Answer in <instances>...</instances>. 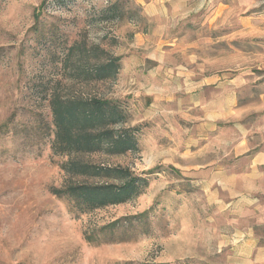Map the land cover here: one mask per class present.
Instances as JSON below:
<instances>
[{
	"label": "rangeland",
	"instance_id": "374dc122",
	"mask_svg": "<svg viewBox=\"0 0 264 264\" xmlns=\"http://www.w3.org/2000/svg\"><path fill=\"white\" fill-rule=\"evenodd\" d=\"M78 42L120 58L117 78L70 76L62 50ZM55 87L121 101L139 149L75 157L146 174L144 193L79 215L52 194L105 180L53 151ZM261 153L264 0H0V264H252ZM118 219L114 237L85 238Z\"/></svg>",
	"mask_w": 264,
	"mask_h": 264
},
{
	"label": "trees",
	"instance_id": "16d2710c",
	"mask_svg": "<svg viewBox=\"0 0 264 264\" xmlns=\"http://www.w3.org/2000/svg\"><path fill=\"white\" fill-rule=\"evenodd\" d=\"M118 12V5L114 4L105 10L103 17H120ZM39 16L40 12L36 18ZM62 51L60 62L65 71L71 70L70 76L77 75L89 82L114 80L119 74L120 58L99 45L78 42ZM48 101L54 127L51 147L56 154L69 156L63 167L75 175L105 178L97 182L68 183L52 188V194L70 200L71 212L79 215L129 202L144 193L150 181L146 174H136L128 166L93 165L75 157L99 152L120 155L139 149L136 129L122 125L128 120V114L120 100L63 95L55 87L49 92ZM120 221L102 226L100 236L93 233L85 238L91 243H102L124 226Z\"/></svg>",
	"mask_w": 264,
	"mask_h": 264
},
{
	"label": "crops",
	"instance_id": "0c3cea01",
	"mask_svg": "<svg viewBox=\"0 0 264 264\" xmlns=\"http://www.w3.org/2000/svg\"><path fill=\"white\" fill-rule=\"evenodd\" d=\"M253 163H254V166H253V169L251 171H254V170L259 171L258 167L264 166V153L259 154L257 156V158L253 161ZM262 171L264 172V170H262ZM249 189H250V186H249V188L247 187V190H249ZM258 191H259V193L260 192L264 193V187L258 186ZM249 202L250 201L248 199L246 205H248ZM246 234H247V236H250L249 231H247ZM258 243H259V240H257V241L254 240L253 246H256ZM253 248L250 249V247H249L250 250H253ZM257 249H258L257 250L258 256L256 258L252 259L251 263L252 264H264V244L262 246L258 247Z\"/></svg>",
	"mask_w": 264,
	"mask_h": 264
}]
</instances>
